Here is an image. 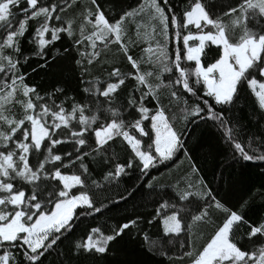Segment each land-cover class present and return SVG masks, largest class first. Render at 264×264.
<instances>
[{
	"label": "snow or ice",
	"instance_id": "snow-or-ice-1",
	"mask_svg": "<svg viewBox=\"0 0 264 264\" xmlns=\"http://www.w3.org/2000/svg\"><path fill=\"white\" fill-rule=\"evenodd\" d=\"M106 4L0 0V264H44L81 218L126 200L105 193L130 171L142 179L180 153L191 160L185 137L201 124L219 131L233 159L264 161V137L250 136L246 149L232 117L245 95L255 98L264 117V0H187L179 8L174 0H136L119 11ZM145 17L154 22L155 45L142 49L146 61L131 54L142 42ZM61 39L71 43L56 49L51 61L74 63L81 99L62 87L41 94L23 71L33 58L48 65ZM213 46L217 57L205 64ZM113 48L130 71L101 64ZM97 65L106 78L95 73ZM164 89L169 102L183 104L182 128L163 107ZM118 142L127 152L123 159L114 150ZM187 171L174 196L161 197L152 212L90 226L72 242V253L102 255L126 233L156 224L160 235L143 239L169 264H264V221L250 224L242 211L226 206L195 163ZM154 180L146 181L149 190ZM242 225L249 229L247 245L235 238ZM203 226L210 231L197 247L194 235ZM176 247L180 253L169 256Z\"/></svg>",
	"mask_w": 264,
	"mask_h": 264
},
{
	"label": "trees",
	"instance_id": "trees-1",
	"mask_svg": "<svg viewBox=\"0 0 264 264\" xmlns=\"http://www.w3.org/2000/svg\"><path fill=\"white\" fill-rule=\"evenodd\" d=\"M85 2L86 0H81V3ZM185 3H187V0H174V4L178 8ZM213 3H215V0H209L210 5ZM129 5L135 6L136 0H107L106 7H111L113 11H119L120 8H128ZM68 15L70 16L71 13L68 12ZM142 23L145 25L141 34L142 42L132 47L131 54L134 57L143 56L144 61H146L149 54L142 53V49L148 47L149 43H152L153 47L155 46L151 35L154 22L145 17ZM261 24L264 25V18H261ZM70 43L67 39L57 41L55 49L50 54L48 65H44L43 60L33 58L23 69L27 75V82L39 86L41 94L45 90L52 92L55 88L62 87L68 95H75L77 99H81L78 92L81 73L75 68L74 63L69 64L67 60H58L55 63L51 61V55H55L56 49L67 48ZM25 50H30V46L25 44ZM73 55H75L74 51ZM216 57V48L214 46L207 48L204 63L212 62ZM101 64L105 67L115 64L124 72L131 70L127 61L117 55L115 48L105 54ZM100 69L101 65H97L94 69L95 73L101 78H106V72ZM142 70H149V65L142 62ZM88 78L85 77V79ZM165 78H167V75ZM129 84H131V81H129ZM126 96L127 91L125 90L119 98L124 99ZM160 96L163 107L168 110L167 114L170 119L176 123L178 128H182V102H169L167 89L161 90ZM243 100L244 106L240 113L241 123L232 115L233 119L238 121L241 126L251 127L253 130L261 132V136L264 137V117L259 114L255 98L245 95L238 103ZM149 106L152 107L153 105L150 104ZM243 133L244 129L241 128V139L244 144ZM185 139L191 160L180 153L166 165L151 169L149 176L142 179H138V172L130 171L128 176L121 178L118 184H113L110 190L105 193V195L114 198L117 194H123L126 200L121 201L117 206L110 205L95 217L81 218L73 234L47 256L44 264H169V260L164 256L149 252L143 239L145 233L153 238L160 235L159 226L156 224H143L141 225L143 231L133 229L131 232L126 233L123 238H118L112 242L108 251L102 255H74L71 251L72 242L82 238L90 226H111L116 221H122L126 217L146 216L149 212H152L156 201L160 200L161 197L164 199L173 197L174 186L181 185L190 177L191 174L187 171L190 163L196 164L199 175L214 192H218V198L226 206L242 211L245 220L250 224L258 225L261 221H264V161H244L238 156L233 159L231 149L221 139L219 131L211 124H201L200 127L192 128L191 135L185 137ZM65 149L70 150V146L66 145ZM114 150L121 159L127 156V152L119 142L114 145ZM262 151L264 150L262 149ZM151 177H155V180L152 181L154 190H149L146 182ZM141 184H143V187H141ZM101 199H103L102 196ZM242 205L245 206L242 208ZM215 215L219 216L221 214L215 213ZM209 231L210 227L203 226L194 235L197 247L203 242ZM248 231L247 225L240 226L236 230L235 238L247 245ZM179 253L180 249L176 247L168 255L174 257Z\"/></svg>",
	"mask_w": 264,
	"mask_h": 264
},
{
	"label": "rangeland",
	"instance_id": "rangeland-1",
	"mask_svg": "<svg viewBox=\"0 0 264 264\" xmlns=\"http://www.w3.org/2000/svg\"><path fill=\"white\" fill-rule=\"evenodd\" d=\"M250 96V95H249ZM252 97V96H251ZM254 98V97H252ZM244 106V100L242 102H239L237 104V107L233 109V112H232V115L238 119L241 123L242 121V117H241V109L242 107ZM242 129H244V133H243V137H244V144L245 146L247 147V144H248V141H249V137L252 136V137H262L261 136V132H257L255 130H253V128H248V127H245L244 125L241 126ZM262 149L264 150V148H261V151Z\"/></svg>",
	"mask_w": 264,
	"mask_h": 264
}]
</instances>
